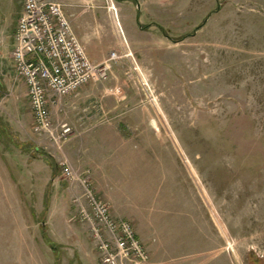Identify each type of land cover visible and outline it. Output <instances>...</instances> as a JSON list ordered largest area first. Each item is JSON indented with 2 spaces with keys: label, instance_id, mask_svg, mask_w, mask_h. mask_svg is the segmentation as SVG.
<instances>
[{
  "label": "rangeland",
  "instance_id": "1",
  "mask_svg": "<svg viewBox=\"0 0 264 264\" xmlns=\"http://www.w3.org/2000/svg\"><path fill=\"white\" fill-rule=\"evenodd\" d=\"M103 8L114 33L132 29L120 15L137 14L173 49L153 41L152 56H137L121 35L111 42L133 57L97 84L98 103L124 101L126 111L89 120L109 127L76 131L62 146L34 133L26 87L0 44V264H100L63 160L91 172L114 218L155 253L151 264H264V0ZM72 112L57 116L71 124Z\"/></svg>",
  "mask_w": 264,
  "mask_h": 264
},
{
  "label": "built area",
  "instance_id": "2",
  "mask_svg": "<svg viewBox=\"0 0 264 264\" xmlns=\"http://www.w3.org/2000/svg\"><path fill=\"white\" fill-rule=\"evenodd\" d=\"M22 11L14 37L12 60L16 80L27 90L30 110L34 118V133L54 145L62 146L76 135L72 123L58 119L54 110L65 115L76 107L66 100L79 96L80 90L93 83L108 80L113 66L122 59L129 62L131 52L123 48V55L111 52L108 59L93 63L57 0H19ZM118 36V32H115ZM139 68V67H138ZM138 68L134 69L138 72ZM77 116L79 121L93 120L101 115L103 107L96 103ZM61 172L77 190L73 202L79 221L88 227L100 264H151V257L138 239L133 225L113 217L109 206L97 195L90 171L79 173L67 160L60 162Z\"/></svg>",
  "mask_w": 264,
  "mask_h": 264
},
{
  "label": "crops",
  "instance_id": "3",
  "mask_svg": "<svg viewBox=\"0 0 264 264\" xmlns=\"http://www.w3.org/2000/svg\"><path fill=\"white\" fill-rule=\"evenodd\" d=\"M59 1L63 5L64 12L72 23L76 35L85 47L89 59L95 64H101L108 59L110 53L113 51L111 50L109 44L111 42H115L118 44L120 40L122 41L121 36L124 41H126V43L131 44L137 56L141 52L152 56L153 53L151 52L154 48L152 47L151 42L153 41L156 42L163 49H173L174 43L172 41L167 40L166 38L164 39V37H162V34H159L155 27L150 29H143L139 27L137 14H125L124 17L120 15L121 18L119 26L122 25V18H126L128 24L131 26L132 29L127 32L121 28V30L118 31L117 36L116 33H114L111 30V27L107 24V20V26L104 24V19L108 17L105 11H103V4L105 0ZM21 11L22 6L19 0H0V44H5L6 48L9 50V55L5 53L3 56H8L7 58L12 63V65L13 60L11 56L14 47V37ZM139 34L148 35V40L146 42L142 41V37H140ZM91 50L93 51L91 52ZM113 68L110 72L111 75L113 72ZM115 78L116 80H118V77ZM102 98L104 100V95L102 96ZM98 99L100 100V92L98 91L97 84L91 83L80 90L78 97L66 100L65 103L71 105L72 107H76L78 110L76 115L74 114V112L71 113L70 119L72 125L75 127V130L77 132L89 131V128L91 127L92 128L90 130L95 129V131H103L105 130V128L108 129L109 126L105 123V121H95L94 124L88 123L90 121L87 119L84 121H79V118H77V116H85L83 111L90 106H92V109L94 110L96 103L99 102ZM123 102L124 101L118 100L113 108L105 102L104 105L106 107L103 106V113H117L119 116V114L126 111L125 108H123V106H126ZM54 111L56 117L60 119L59 116H57L58 110L56 109ZM102 141L104 142V140ZM137 237L143 244L144 241L140 237L139 233ZM152 248L153 247L149 244V249L151 251L153 250ZM154 255L155 253L152 251L150 255L151 259H154Z\"/></svg>",
  "mask_w": 264,
  "mask_h": 264
}]
</instances>
